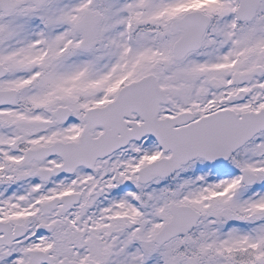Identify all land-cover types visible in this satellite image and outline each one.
Listing matches in <instances>:
<instances>
[{"label":"snow or ice","instance_id":"snow-or-ice-1","mask_svg":"<svg viewBox=\"0 0 264 264\" xmlns=\"http://www.w3.org/2000/svg\"><path fill=\"white\" fill-rule=\"evenodd\" d=\"M0 264H264V0H0Z\"/></svg>","mask_w":264,"mask_h":264}]
</instances>
